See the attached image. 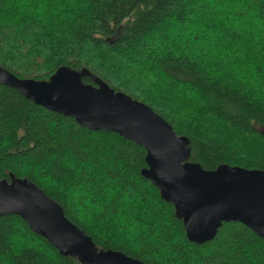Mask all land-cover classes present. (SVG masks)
Here are the masks:
<instances>
[{
  "label": "trees",
  "instance_id": "obj_1",
  "mask_svg": "<svg viewBox=\"0 0 264 264\" xmlns=\"http://www.w3.org/2000/svg\"><path fill=\"white\" fill-rule=\"evenodd\" d=\"M0 67L41 81L85 69L186 137L202 169L264 171V0H0ZM146 167L134 142L0 85V180L33 183L99 249L144 264H264V239L238 222L189 242ZM0 264L80 263L5 215Z\"/></svg>",
  "mask_w": 264,
  "mask_h": 264
},
{
  "label": "water",
  "instance_id": "obj_2",
  "mask_svg": "<svg viewBox=\"0 0 264 264\" xmlns=\"http://www.w3.org/2000/svg\"><path fill=\"white\" fill-rule=\"evenodd\" d=\"M84 78L93 85L84 84ZM0 85L91 131L113 132L141 146L147 167L140 175L173 205L189 242H208L229 222H238L264 239V171L227 165L202 169L189 160L186 137L177 136L148 106L115 92L85 69L61 67L41 81L20 79L0 67ZM8 179L0 180V217L19 216L59 255L80 264H144L121 252L99 249L37 186L12 174Z\"/></svg>",
  "mask_w": 264,
  "mask_h": 264
},
{
  "label": "bare ground",
  "instance_id": "obj_3",
  "mask_svg": "<svg viewBox=\"0 0 264 264\" xmlns=\"http://www.w3.org/2000/svg\"><path fill=\"white\" fill-rule=\"evenodd\" d=\"M98 78V77H97Z\"/></svg>",
  "mask_w": 264,
  "mask_h": 264
}]
</instances>
